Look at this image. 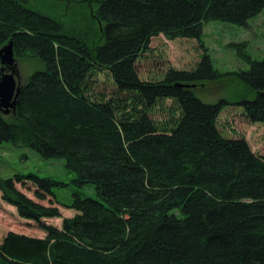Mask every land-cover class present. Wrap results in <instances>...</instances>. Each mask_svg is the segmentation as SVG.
<instances>
[{"label":"trees","instance_id":"obj_1","mask_svg":"<svg viewBox=\"0 0 264 264\" xmlns=\"http://www.w3.org/2000/svg\"><path fill=\"white\" fill-rule=\"evenodd\" d=\"M71 2L66 18L54 19L24 0H0V49L13 41L17 61L42 65L21 84L15 113L0 108V145L65 160L73 182L94 185L99 200L74 193L61 204L77 215L57 228L44 221L61 218L59 209L21 193L23 177L0 178L4 202L46 234L10 232L0 264H264V156L220 132V114L232 104L195 93L234 75L255 93L234 105L264 124V60L238 45L251 69L223 75L203 46L192 70L169 69L159 81H143L137 70L154 38L202 43L206 24L245 27L264 0ZM102 73L114 81L111 98L93 95ZM168 101V118L156 120ZM27 179L39 200L58 201L53 187L65 186Z\"/></svg>","mask_w":264,"mask_h":264},{"label":"rangeland","instance_id":"obj_2","mask_svg":"<svg viewBox=\"0 0 264 264\" xmlns=\"http://www.w3.org/2000/svg\"><path fill=\"white\" fill-rule=\"evenodd\" d=\"M24 1L29 8L54 19L66 18L65 14L75 4L69 0ZM242 44H246L243 51L253 60H264V10L249 20L245 27L220 21L206 24L202 43L190 39L169 40L163 35L154 38L149 50L137 63L138 74L143 81H159L169 69L192 70L204 55L203 46L208 49L213 68L217 72L225 75L248 71L251 65L241 59L238 50L233 48ZM17 65L21 84L36 70L42 69L41 63L36 59L17 61ZM92 87L93 95H105L107 98H111L116 92L113 79L106 73L100 74ZM195 93L205 103L215 104L224 100L232 104L220 114L218 120L220 132L229 139L245 138L253 152L264 156V124L251 123L243 109L235 106L242 101L255 99V93H251L246 84L230 75L202 84L201 87L195 88ZM172 105V102L168 101L165 106L156 109L154 118L160 121L167 119L168 108ZM31 175L65 184L53 187L59 202L50 196H47L46 200L36 198L37 186L33 180L27 179ZM17 176L23 177V181L16 185L21 193L45 207L59 209L61 218L44 221L49 226L61 228L64 219L77 215L76 211L61 204L70 202L74 193L99 200L94 185L88 184L79 188L73 182L76 176L68 172L65 160L44 159L31 149L17 148L8 142L3 143L0 145V178L15 180ZM10 232L34 238L46 236L37 223L23 219L15 207L4 202L0 191V245Z\"/></svg>","mask_w":264,"mask_h":264},{"label":"water","instance_id":"obj_3","mask_svg":"<svg viewBox=\"0 0 264 264\" xmlns=\"http://www.w3.org/2000/svg\"><path fill=\"white\" fill-rule=\"evenodd\" d=\"M0 65V108L2 109L4 115L8 116L12 113H15L21 92L19 70L15 57L13 41H10L0 49ZM176 87L190 88L191 86L178 84Z\"/></svg>","mask_w":264,"mask_h":264}]
</instances>
